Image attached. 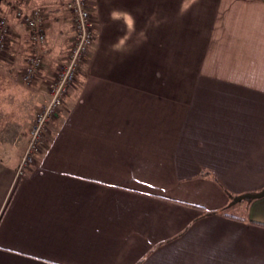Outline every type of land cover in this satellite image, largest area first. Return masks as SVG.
<instances>
[{
	"label": "crops",
	"instance_id": "obj_1",
	"mask_svg": "<svg viewBox=\"0 0 264 264\" xmlns=\"http://www.w3.org/2000/svg\"><path fill=\"white\" fill-rule=\"evenodd\" d=\"M64 2H0L2 75H21L33 51L9 3L42 8L46 37L34 84L7 96L0 264H264V196L228 198L264 190V0H88L79 85L19 176L50 68L68 54L57 59Z\"/></svg>",
	"mask_w": 264,
	"mask_h": 264
},
{
	"label": "built area",
	"instance_id": "obj_2",
	"mask_svg": "<svg viewBox=\"0 0 264 264\" xmlns=\"http://www.w3.org/2000/svg\"><path fill=\"white\" fill-rule=\"evenodd\" d=\"M64 9L68 14L72 28V42L66 61L59 67L56 75L47 85V99L36 111L28 129L29 139L18 167L19 176L29 165V159L39 151L47 124L58 113L65 97L76 84L95 39V28L88 8V0H65ZM15 15L27 27L29 39L33 44V51L26 59L21 76L25 83H31L41 70L44 59V49L42 50L46 40L43 32L44 11L42 8L36 7L31 11L17 10ZM9 35L10 29L6 18L0 17V52Z\"/></svg>",
	"mask_w": 264,
	"mask_h": 264
},
{
	"label": "rangeland",
	"instance_id": "obj_3",
	"mask_svg": "<svg viewBox=\"0 0 264 264\" xmlns=\"http://www.w3.org/2000/svg\"><path fill=\"white\" fill-rule=\"evenodd\" d=\"M2 1V0H1ZM9 8H11L10 9V11L11 12H13V10H15L14 11V16L16 17V15H15V13H16V11L17 10H23V9H20V8H17V9H14V6H13V4H10L9 3ZM23 11H26V10H23ZM67 15V14H66ZM68 16V15H67ZM1 17V16H0ZM68 19H69V17H67ZM17 19V18H16ZM18 20V19H17ZM20 22V21H19ZM21 23V22H20ZM22 25H24L23 23H22ZM69 25H70V36H69V38L67 39V41H66V43H64V44H62L61 45V49L59 48V52H58V56H57V59H59V57H60V55L62 56L63 55V53L68 49V47L70 46V44H71V42H72V28H71V24H70V20H69ZM25 26V25H24ZM26 27V26H25ZM10 29V28H9ZM26 29H27V27H26ZM28 30V29H27ZM10 36V35H9ZM9 38V37H8ZM8 38L6 39V42H5V45H4V48H3V50L0 52V63H4V60L3 59H1L2 57H4L5 55H4V53H5V51H7V44H8ZM95 40V39H94ZM93 44H94V41H93ZM93 44H92V46H91V48H90V50L92 49V47H93ZM68 46V47H67ZM45 57H46V55L44 56V59H43V64H44V61H45ZM10 61V60H9ZM26 62V61H25ZM53 63H56V62H53ZM43 64H42V67H43ZM62 64L63 63H60V64H55L56 66H54V68H50V69H53L51 72H53L52 73V77L50 78V80L49 81H47V82H45V89L44 90H46L45 91V93H46V95L44 96V99H43V102H42V104L44 103V101L47 99V85L49 84V82L51 81V79H53L54 78V76L56 75V72H57V70L59 69V67L60 66H62ZM42 67H41V69H42ZM5 68H8L7 66L5 67H1L0 66V71H3V69L4 70H6ZM41 71V70H40ZM39 71V72H40ZM23 73V72H22ZM22 73H21V75L19 74V75H17L16 74V77H12V79H8L7 77H5L4 75H2L1 74V72H0V145H2V144H7V143H9L10 141H12V140H14L15 138H16V136H14V129H13V127H14V124L16 123L15 121H13V119H15L14 118V111L13 112H11V114L10 115H12V118L10 119V120H8V119H5L4 118V116H5V114H7L8 115V107L9 106H7V96L12 92V94H15L17 97H21V98H24L23 96H25L24 94L22 95V93L20 92L21 91V86L22 87H25V88H31L32 87V85L34 84V81H35V79H33V81L31 82V83H25L23 80H22V78H21V76H22ZM5 74V73H4ZM38 75V74H37ZM36 75V76H37ZM19 76V79L17 78ZM81 76V73H80V75H79V77ZM78 77V79H77V83H76V85L75 86H78L79 85V82H80V78ZM16 79L18 80L17 82L20 84V86H17L16 85ZM79 80V81H78ZM11 82V83H10ZM12 82H14V85H12ZM9 90V91H8ZM30 90H32V89H30ZM72 90V89H71ZM27 92V91H26ZM9 93V94H8ZM13 104H14V101H13ZM41 104V105H42ZM15 105H17V104H15ZM41 107V106H40ZM39 107V108H40ZM16 106H15V110H16ZM39 108L38 109H36L35 110V112L33 113V117H34V115H35V113H36V111H38L39 110ZM17 111V110H16ZM59 112V111H58ZM58 114V113H57ZM57 114L50 120V122L47 124V127H46V130L44 131V133H43V135H42V145L40 146V148H39V151L36 153V154H34V156L33 157H31L30 159H29V161H28V164L29 165H27V167L24 169V173L22 174V175H24L27 171H29L28 169H30L32 166H33V164L35 163V161L38 159V157H39V155L42 153V151L44 150V146H45V142H46V134H47V131H48V128H49V126L52 124V122L54 121V119L57 117ZM19 116L18 117H16L18 120H20V114H18ZM5 119V120H4ZM33 120V119H32ZM32 122V121H31ZM18 123V122H17ZM31 124V123H30ZM29 127H30V125H29ZM29 127L27 128V130H26V144H25V147H24V150H23V152H22V154L20 155V157H19V161H18V164H17V174H18V167H19V164H20V161L22 160V157H23V155H24V153H25V150H26V147H27V143H28V129H29ZM21 175V176H22Z\"/></svg>",
	"mask_w": 264,
	"mask_h": 264
},
{
	"label": "water",
	"instance_id": "obj_4",
	"mask_svg": "<svg viewBox=\"0 0 264 264\" xmlns=\"http://www.w3.org/2000/svg\"><path fill=\"white\" fill-rule=\"evenodd\" d=\"M1 2V0H0ZM264 196V190L259 192V193H253V194H246V198H249V199H254V198H259V197H262Z\"/></svg>",
	"mask_w": 264,
	"mask_h": 264
},
{
	"label": "trees",
	"instance_id": "obj_5",
	"mask_svg": "<svg viewBox=\"0 0 264 264\" xmlns=\"http://www.w3.org/2000/svg\"><path fill=\"white\" fill-rule=\"evenodd\" d=\"M202 175H205V176H207L208 174L207 173H205V174H202ZM246 195H243V196H241V197H231V196H229L228 198H229V204H232V203H235V202H237V200H241V198H246L245 197Z\"/></svg>",
	"mask_w": 264,
	"mask_h": 264
},
{
	"label": "clouds",
	"instance_id": "obj_6",
	"mask_svg": "<svg viewBox=\"0 0 264 264\" xmlns=\"http://www.w3.org/2000/svg\"><path fill=\"white\" fill-rule=\"evenodd\" d=\"M116 16V14L114 13V17ZM127 23L131 24L132 23V20H131V17H128L127 18Z\"/></svg>",
	"mask_w": 264,
	"mask_h": 264
}]
</instances>
